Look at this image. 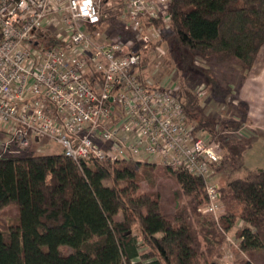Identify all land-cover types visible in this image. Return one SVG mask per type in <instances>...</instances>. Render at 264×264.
I'll return each instance as SVG.
<instances>
[{
    "label": "trees",
    "instance_id": "obj_1",
    "mask_svg": "<svg viewBox=\"0 0 264 264\" xmlns=\"http://www.w3.org/2000/svg\"><path fill=\"white\" fill-rule=\"evenodd\" d=\"M169 12L168 22L152 21L159 36L141 55L144 79L153 48L162 43L187 71L197 59H238L249 70L264 46V0H169ZM106 13L102 23L116 25L121 4ZM178 86L191 123L222 150L214 173L225 175L218 220L199 211L207 201L204 180L185 170L165 167L189 197L169 219L156 195L138 191V162L76 163L62 152L15 148L0 155V208L10 203L18 208L16 224L0 229V264H201L202 257L223 247L233 229L237 248L249 256L241 264H256L253 253L264 249V168L250 169L243 162L252 146L234 135L243 122L197 118L198 96L181 82ZM143 164L149 169L142 174L151 177L155 164ZM61 246L71 251L61 253Z\"/></svg>",
    "mask_w": 264,
    "mask_h": 264
},
{
    "label": "built area",
    "instance_id": "obj_2",
    "mask_svg": "<svg viewBox=\"0 0 264 264\" xmlns=\"http://www.w3.org/2000/svg\"><path fill=\"white\" fill-rule=\"evenodd\" d=\"M119 3L121 33L109 38L110 22H102ZM169 19V0H0L4 151L45 138L76 163L133 160L185 170L204 180L199 211L218 220L221 193L210 179L219 143L195 128L178 92L141 76V55L159 36L152 21Z\"/></svg>",
    "mask_w": 264,
    "mask_h": 264
},
{
    "label": "rangeland",
    "instance_id": "obj_3",
    "mask_svg": "<svg viewBox=\"0 0 264 264\" xmlns=\"http://www.w3.org/2000/svg\"><path fill=\"white\" fill-rule=\"evenodd\" d=\"M118 26H120L118 22L116 25L110 24L109 28L103 31L109 38H115L121 33ZM195 66L189 71L177 66L174 56L168 52L167 44L162 43L152 51L151 60L145 72L154 84L165 86L174 92H177L179 82L188 86L199 98L201 112H196L197 118L203 114L204 117L215 122L225 120L243 122L240 130L234 133L236 137L252 141V146L243 153V162L250 169L264 168V80L262 78L264 76V46L255 64L249 70H243L238 59L230 62L197 59ZM202 68H207L210 74L203 72ZM7 139V134L0 126V155L5 152L3 145ZM39 143L32 142L23 153L62 151L58 144L48 139L42 138ZM144 167L143 163H138L137 170L140 174L138 191H147L156 195L160 201L162 213L167 218L173 219L179 209L187 206L189 197L183 193L179 184L166 171L165 166L155 164L151 177L142 174V171L149 169ZM224 176V174H218L211 178L210 182L220 185ZM17 219L16 204L10 203L0 208L1 230L7 231L16 224ZM199 238L200 249L205 251L206 244L201 237ZM60 251L66 254L71 249L61 246ZM208 254L210 255L206 254L202 257L201 264H241L249 257L247 253L237 248L234 229L228 233L223 247L218 252L212 251ZM252 259L256 264H263L264 249L255 251Z\"/></svg>",
    "mask_w": 264,
    "mask_h": 264
},
{
    "label": "crops",
    "instance_id": "obj_4",
    "mask_svg": "<svg viewBox=\"0 0 264 264\" xmlns=\"http://www.w3.org/2000/svg\"><path fill=\"white\" fill-rule=\"evenodd\" d=\"M262 78H263V80H264V76H263ZM40 140H41V139H39V140L35 139L34 143L40 144V143H39ZM50 148H51V147H50ZM50 148H49V149H50ZM45 153H49V152H45Z\"/></svg>",
    "mask_w": 264,
    "mask_h": 264
}]
</instances>
